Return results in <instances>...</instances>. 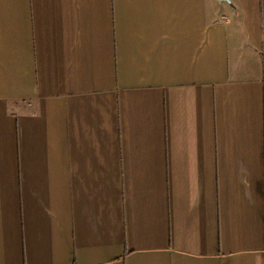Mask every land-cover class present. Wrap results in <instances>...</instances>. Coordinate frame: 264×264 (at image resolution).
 Instances as JSON below:
<instances>
[{"label": "crops", "instance_id": "crops-1", "mask_svg": "<svg viewBox=\"0 0 264 264\" xmlns=\"http://www.w3.org/2000/svg\"><path fill=\"white\" fill-rule=\"evenodd\" d=\"M0 264H264V0H0Z\"/></svg>", "mask_w": 264, "mask_h": 264}, {"label": "water", "instance_id": "water-1", "mask_svg": "<svg viewBox=\"0 0 264 264\" xmlns=\"http://www.w3.org/2000/svg\"><path fill=\"white\" fill-rule=\"evenodd\" d=\"M220 1H226V2H227V1H229V0H220Z\"/></svg>", "mask_w": 264, "mask_h": 264}]
</instances>
